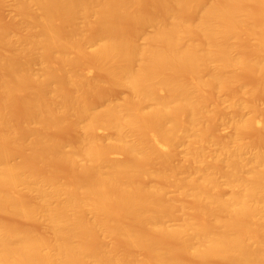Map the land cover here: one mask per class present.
Returning <instances> with one entry per match:
<instances>
[{
	"label": "bare ground",
	"instance_id": "1",
	"mask_svg": "<svg viewBox=\"0 0 264 264\" xmlns=\"http://www.w3.org/2000/svg\"><path fill=\"white\" fill-rule=\"evenodd\" d=\"M0 264H264V0H0Z\"/></svg>",
	"mask_w": 264,
	"mask_h": 264
}]
</instances>
